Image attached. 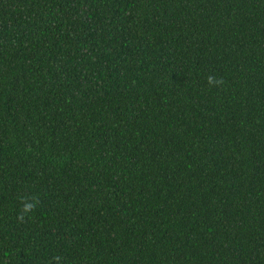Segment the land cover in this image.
<instances>
[{
    "label": "trees",
    "instance_id": "1",
    "mask_svg": "<svg viewBox=\"0 0 264 264\" xmlns=\"http://www.w3.org/2000/svg\"><path fill=\"white\" fill-rule=\"evenodd\" d=\"M0 264H264V0H0Z\"/></svg>",
    "mask_w": 264,
    "mask_h": 264
}]
</instances>
